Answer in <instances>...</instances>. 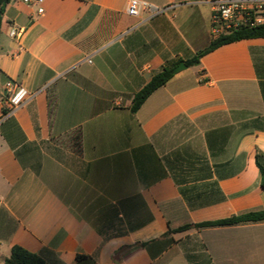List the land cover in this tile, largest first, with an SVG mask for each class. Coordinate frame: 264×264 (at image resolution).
Wrapping results in <instances>:
<instances>
[{"label": "crops", "instance_id": "1", "mask_svg": "<svg viewBox=\"0 0 264 264\" xmlns=\"http://www.w3.org/2000/svg\"><path fill=\"white\" fill-rule=\"evenodd\" d=\"M10 0L0 32V264H264V38L206 54L217 0ZM11 31L19 32L15 38ZM25 88L6 107V84ZM264 166V161H262ZM191 225L184 231L177 229Z\"/></svg>", "mask_w": 264, "mask_h": 264}, {"label": "trees", "instance_id": "2", "mask_svg": "<svg viewBox=\"0 0 264 264\" xmlns=\"http://www.w3.org/2000/svg\"><path fill=\"white\" fill-rule=\"evenodd\" d=\"M9 2L10 0H0V32H1L2 15L4 14L6 5ZM257 38H264V25L251 29H239V30L231 31L230 33L223 34L217 38H214L204 50L197 52L196 55L187 59L185 61V64L188 67L197 65L200 63V59L203 56L216 50L217 48L223 45L238 42L241 40L257 39ZM175 67L176 65L173 67H166L161 73L155 75L141 91L135 94L133 98V104L131 106V110L133 112H136L141 107V105L150 96V94H152L156 89L165 85L174 76L172 71ZM262 161H264V155L258 152L256 155V163L260 170L261 184L262 187L264 188V166L262 164ZM261 221H264V210L248 212L217 221L204 222L196 226L197 227L233 226L242 223L261 222ZM190 227L191 225H186L177 229V231H184L189 229ZM5 264H46V263L37 254L29 252L21 246H14L11 250L10 257L5 259Z\"/></svg>", "mask_w": 264, "mask_h": 264}, {"label": "built area", "instance_id": "3", "mask_svg": "<svg viewBox=\"0 0 264 264\" xmlns=\"http://www.w3.org/2000/svg\"><path fill=\"white\" fill-rule=\"evenodd\" d=\"M28 6H38V13L44 12V0H22ZM151 5L141 0H130L128 14L138 16L141 10H148ZM264 25V0H217L211 16V29L215 38L239 29H251ZM17 38L20 33L11 31ZM6 107L15 110L21 107L29 96L28 91L11 82L6 84Z\"/></svg>", "mask_w": 264, "mask_h": 264}, {"label": "water", "instance_id": "4", "mask_svg": "<svg viewBox=\"0 0 264 264\" xmlns=\"http://www.w3.org/2000/svg\"><path fill=\"white\" fill-rule=\"evenodd\" d=\"M187 67L188 66L184 62H182L177 67H175L172 72H173V74H176V73H178V72H180L182 70L187 69Z\"/></svg>", "mask_w": 264, "mask_h": 264}]
</instances>
